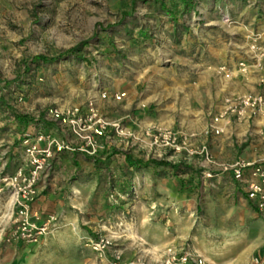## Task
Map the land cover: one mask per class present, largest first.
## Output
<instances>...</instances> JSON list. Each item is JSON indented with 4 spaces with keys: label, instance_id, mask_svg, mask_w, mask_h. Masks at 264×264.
Here are the masks:
<instances>
[{
    "label": "rangeland",
    "instance_id": "obj_1",
    "mask_svg": "<svg viewBox=\"0 0 264 264\" xmlns=\"http://www.w3.org/2000/svg\"><path fill=\"white\" fill-rule=\"evenodd\" d=\"M252 33L264 41V0H0V178L21 162L23 131L69 146L40 180L33 209L48 230L35 243L7 240L14 194L0 179V264H110L115 250L159 259L168 247L264 263V216L223 171L264 163V131L233 120L201 134L223 96L261 89L259 69L216 73L248 58ZM166 129L195 133L189 151L154 146ZM103 235L100 258L90 241Z\"/></svg>",
    "mask_w": 264,
    "mask_h": 264
},
{
    "label": "built area",
    "instance_id": "obj_2",
    "mask_svg": "<svg viewBox=\"0 0 264 264\" xmlns=\"http://www.w3.org/2000/svg\"><path fill=\"white\" fill-rule=\"evenodd\" d=\"M247 52L248 58L239 60L232 72L227 70L225 66H218L216 73L230 78L234 76V72L239 75H246L251 69H259L258 84L261 89L258 92L232 93L223 96L208 123L201 131L202 135L218 136L224 134L233 120L246 124L248 131H264V41L261 38V34H251L247 43ZM75 112L76 110L73 109H67L65 112L50 109L49 115L53 119H60L61 116L69 118L74 117L76 115ZM255 122H260V127L257 128ZM195 135V133L186 134L166 129L157 131V133L151 134L150 137L154 146L165 147L173 152L180 153L189 151L190 140ZM17 138L21 142L23 156L21 162L12 174H5L0 178L1 181L8 184L14 194L12 203L14 227L7 240L35 243L41 236L46 235L48 230L47 224L38 222V212L33 209V201L37 196L40 180L51 168L54 153L69 148V146L58 142L53 135L41 132V130L36 132L23 131L18 134ZM199 152L202 154L206 164L218 165V162L209 153L205 145L201 146ZM223 171L230 174L240 184L249 201L264 216V163L256 160L239 159L224 165ZM110 245L111 240L106 235L90 241L91 249L100 258L105 257ZM253 261L255 264H264L258 258ZM110 264L206 263L199 254L184 249L168 247L159 259H147L142 256H136L127 260L123 258L119 250H115Z\"/></svg>",
    "mask_w": 264,
    "mask_h": 264
},
{
    "label": "trees",
    "instance_id": "obj_3",
    "mask_svg": "<svg viewBox=\"0 0 264 264\" xmlns=\"http://www.w3.org/2000/svg\"><path fill=\"white\" fill-rule=\"evenodd\" d=\"M40 58V57H39ZM38 59V58H37ZM40 59H42V58H40ZM128 161V164L130 165V166H133L134 165V163H136V162H132V161H130L129 159L127 160ZM153 163H156V164H158V165H165V166H168V165H171L169 162H167V161H153ZM139 164V163H138Z\"/></svg>",
    "mask_w": 264,
    "mask_h": 264
},
{
    "label": "bare ground",
    "instance_id": "obj_4",
    "mask_svg": "<svg viewBox=\"0 0 264 264\" xmlns=\"http://www.w3.org/2000/svg\"><path fill=\"white\" fill-rule=\"evenodd\" d=\"M126 231L131 235V236H136L135 234V228L132 223H127L126 225Z\"/></svg>",
    "mask_w": 264,
    "mask_h": 264
},
{
    "label": "crops",
    "instance_id": "obj_5",
    "mask_svg": "<svg viewBox=\"0 0 264 264\" xmlns=\"http://www.w3.org/2000/svg\"><path fill=\"white\" fill-rule=\"evenodd\" d=\"M245 126H243L244 130H248V127L246 126V124H244Z\"/></svg>",
    "mask_w": 264,
    "mask_h": 264
}]
</instances>
